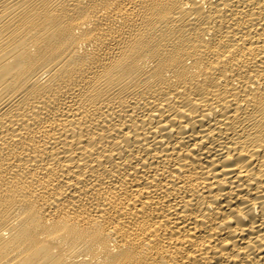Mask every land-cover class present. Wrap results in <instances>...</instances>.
<instances>
[{"label":"bare ground","instance_id":"bare-ground-1","mask_svg":"<svg viewBox=\"0 0 264 264\" xmlns=\"http://www.w3.org/2000/svg\"><path fill=\"white\" fill-rule=\"evenodd\" d=\"M0 264H264V0H0Z\"/></svg>","mask_w":264,"mask_h":264}]
</instances>
